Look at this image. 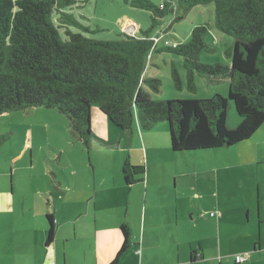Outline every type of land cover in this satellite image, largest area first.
Returning <instances> with one entry per match:
<instances>
[{"label":"trees","instance_id":"1","mask_svg":"<svg viewBox=\"0 0 264 264\" xmlns=\"http://www.w3.org/2000/svg\"><path fill=\"white\" fill-rule=\"evenodd\" d=\"M77 2L0 0V115L41 106L56 108L71 120L73 133L87 150L94 135V111L121 130H131L134 121L144 132L167 122L174 152L232 146L248 140L264 124V0H164L161 4L125 0L152 13L151 28L176 10L182 19L195 6L213 4V26L233 38L226 51L231 59L227 65L200 60L202 52L215 51L206 41L209 24L194 27L188 41H172L162 48L149 31L99 40L68 29L63 38L55 17L62 24L79 26L65 11ZM159 51L184 58L186 83L172 67L177 89L186 86L196 92V76L222 77L228 80V98L215 94L204 99H153L151 92L159 93L163 82L145 71ZM229 100L237 112L234 128L227 126ZM145 170L143 163L126 161L124 182L132 186L143 181ZM46 217L50 224L46 244H50L56 231L52 214ZM121 231L123 251L130 244V226L124 223Z\"/></svg>","mask_w":264,"mask_h":264},{"label":"rangeland","instance_id":"2","mask_svg":"<svg viewBox=\"0 0 264 264\" xmlns=\"http://www.w3.org/2000/svg\"><path fill=\"white\" fill-rule=\"evenodd\" d=\"M152 1L161 4L164 0ZM65 11L79 22V26L62 24L61 20L55 17L56 24L62 25L60 33L63 38H66L68 29L99 40H117L121 33L126 36L149 31L150 37L159 48L164 47L166 41L186 42L194 27L209 24L211 29L206 35V41L215 51L202 52L201 62H219L227 65L231 60L226 51L232 45L233 38L213 26V4L195 6L186 12L182 19L178 16L181 11L171 12L154 28H151L150 11L135 8L125 0H78L76 5L66 8ZM173 65L186 83L183 57L169 51L153 53L151 65L147 67L145 75L159 77L163 82L159 93L151 92L153 99H204L215 94L228 98V80L222 77L196 76V92H190L186 86L181 90L177 89L172 79ZM229 104L227 126L234 128L237 126V112L232 100H229ZM122 131L118 129L109 134L115 139L114 148L92 143L91 148L87 150L73 133L71 120L56 108L41 106L1 114L0 189L3 191H0V203L2 204L3 193H11V200H15L16 206L14 209L7 207V210L0 211V250L6 248L9 252L12 245L21 244L20 234L34 226V220L30 219L36 211L29 204L24 206V202L28 201L22 194L24 189L38 187L51 180V171L54 170L67 176L69 165L90 163L96 167L97 179H100L108 168L111 171L108 173L109 179H119L118 172H121L125 162L131 159L130 162L138 164L136 160L140 156L146 169L144 182L149 184V193H152L154 199H163L164 195H168L175 203V197H178L180 203L191 204L190 208L181 214V228L185 229L189 225L203 236L212 237L209 238V242H212L216 240L213 236L220 227L225 237L231 236V239H222L225 256L241 250L244 242L251 248L257 238L254 204L251 205V218L246 224L243 222L246 212L242 206L248 192H251L249 198L254 202L257 182H260L264 189V164L259 165L263 162L264 142L260 137L249 141L247 147L240 149L238 146H224L227 148L212 149L205 152L206 154L186 151L171 155L164 146H170L167 122H160L152 130L146 131L155 139L141 137L136 121L131 130ZM120 133L124 135L120 137ZM262 134L264 136V128ZM133 135V146H129ZM146 149L149 150L150 156L146 153L145 157ZM170 152L173 153L171 150ZM198 153L200 155L197 157ZM184 197L186 199L181 200ZM261 197L264 200V190L261 191ZM159 202L162 204V200ZM25 209H28L26 213ZM220 211L225 213L226 220L218 224L211 212ZM212 245L214 244H210ZM258 254V257L253 256L252 260L264 264V249ZM14 256L7 257L10 258L11 264L16 260L23 263L25 258L30 261L25 255L17 258Z\"/></svg>","mask_w":264,"mask_h":264},{"label":"crops","instance_id":"3","mask_svg":"<svg viewBox=\"0 0 264 264\" xmlns=\"http://www.w3.org/2000/svg\"><path fill=\"white\" fill-rule=\"evenodd\" d=\"M136 123L141 137H152L141 130L138 121ZM263 128L264 124L248 140L232 146L244 148L248 146L249 141L259 137L264 142ZM92 129V143L115 147V139L109 134L119 128L98 111L93 113ZM119 131L123 132L121 129ZM122 135L124 133H120V137ZM134 137L133 135L129 146H133ZM164 146L168 154L176 153L170 146ZM137 148L140 149V146ZM146 153L150 156L149 150L144 152L145 157ZM199 155L198 153L196 156ZM257 159L259 162L260 159ZM262 159L260 166L264 164V152ZM136 163H142L141 156ZM54 171H51V180L22 192L28 200L24 202V206L29 204L36 211L30 219L34 220V226L20 234L21 244L12 245L9 252L6 248L0 250V264H11L10 258L7 257L13 255L15 258L25 255L30 259L26 261L25 258L23 263L16 260L14 264H230V261L236 264L234 256L245 252L250 253V258L240 264H260L252 260L253 256L258 257V253L264 249L263 193L261 197V191L264 189L260 182L256 183L254 202H251V192H248L242 206L246 212L243 218L246 224L251 218L250 208L252 203L254 204L256 241L248 248V244L243 240L241 250L225 256L222 239H231V236L225 237L219 227L213 236L216 240L209 242L212 237L203 236L191 226L181 228V214L188 210L191 204L180 203L178 197H175V203L168 195H164L163 199L158 197L162 200L160 204L159 200L149 193V184L144 182L145 179L128 186L124 182L122 170L118 172L119 179L114 177L110 180L108 173L111 171L108 168L100 179H97L96 167L90 163L69 165L67 176ZM11 196V193L2 194L3 205L0 203V211L7 210V207L15 208V200H11ZM185 199L184 197L181 200ZM195 205L198 206V203ZM27 211L28 209H25V213ZM46 214H52L56 231L50 244H46L50 228ZM221 214V217H215L218 224L226 220L225 213ZM124 223L130 226V244L122 251L125 238L121 226ZM118 254L120 256L115 261Z\"/></svg>","mask_w":264,"mask_h":264},{"label":"built area","instance_id":"4","mask_svg":"<svg viewBox=\"0 0 264 264\" xmlns=\"http://www.w3.org/2000/svg\"><path fill=\"white\" fill-rule=\"evenodd\" d=\"M165 43H166V44H172V43L169 42V41H166ZM175 45H176V44L173 43V46H175ZM211 216H214V217H221V213L211 212ZM249 258H250V253H249V252H245V253L237 254V255L235 256V261H236V263H243V262L247 261Z\"/></svg>","mask_w":264,"mask_h":264}]
</instances>
